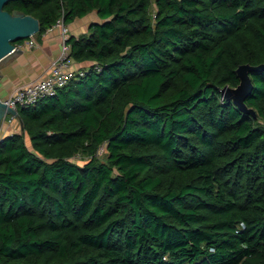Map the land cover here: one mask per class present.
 Instances as JSON below:
<instances>
[{"label":"trees","instance_id":"16d2710c","mask_svg":"<svg viewBox=\"0 0 264 264\" xmlns=\"http://www.w3.org/2000/svg\"><path fill=\"white\" fill-rule=\"evenodd\" d=\"M4 9L37 18L38 42L61 18L101 22L68 39L85 75L0 138V264H264V70L256 117L223 98L264 64V0Z\"/></svg>","mask_w":264,"mask_h":264},{"label":"crops","instance_id":"0c3cea01","mask_svg":"<svg viewBox=\"0 0 264 264\" xmlns=\"http://www.w3.org/2000/svg\"><path fill=\"white\" fill-rule=\"evenodd\" d=\"M101 22L96 12L83 18L77 19L69 25L70 35L79 36L87 32L92 23ZM61 31L54 29L46 33L39 42L38 47L24 48L21 55L13 57L9 62L4 63L0 69V98L7 99L15 89L30 83L41 77H45L50 70L51 62L57 57L61 49ZM90 62L73 63L74 69H85ZM8 115L3 119L0 126V138L16 132L17 126L22 129L20 121L15 124H8Z\"/></svg>","mask_w":264,"mask_h":264},{"label":"water","instance_id":"95a60500","mask_svg":"<svg viewBox=\"0 0 264 264\" xmlns=\"http://www.w3.org/2000/svg\"><path fill=\"white\" fill-rule=\"evenodd\" d=\"M9 0H0V66L2 63L9 62L13 57L24 52L22 48H16L15 43L21 39H28L40 31V22L32 15H25L22 12H9L4 6ZM264 70V64L257 66L250 64L240 65L237 74L240 84L237 87L226 86L223 89V98L232 100L234 104L244 113L257 116L253 108L248 107L246 99L253 92L254 84L251 73ZM2 74L0 73V78ZM7 115H15L24 129V122L20 117L19 111L8 107L0 98V126Z\"/></svg>","mask_w":264,"mask_h":264},{"label":"built area","instance_id":"2783aa9c","mask_svg":"<svg viewBox=\"0 0 264 264\" xmlns=\"http://www.w3.org/2000/svg\"><path fill=\"white\" fill-rule=\"evenodd\" d=\"M153 18L156 13H153ZM59 29L61 31V49L55 59L52 60L49 73L44 77L36 79L15 89L10 97L2 100L8 107L19 111V108H28L36 104L39 100L55 97L58 90L70 83L73 79L84 76L86 69H74L71 57V46L68 43L70 38L69 25L64 20L59 19L46 33ZM16 48H34L39 46L37 39L32 36L24 43L15 44ZM8 124L19 122L15 115H8Z\"/></svg>","mask_w":264,"mask_h":264},{"label":"rangeland","instance_id":"374dc122","mask_svg":"<svg viewBox=\"0 0 264 264\" xmlns=\"http://www.w3.org/2000/svg\"><path fill=\"white\" fill-rule=\"evenodd\" d=\"M155 7L152 9V14L153 13H155ZM4 63H2L1 64V66H0V69L2 68V65H3ZM18 131H21V129H19V126H17V129H16V132H18ZM105 154H106V150H105V148H101L100 150H99V152H98V157H100V158H104L105 157ZM75 161H77V162H79V163H81V164H83L84 163V161L85 160H82L80 157H77V158H75L74 159Z\"/></svg>","mask_w":264,"mask_h":264}]
</instances>
